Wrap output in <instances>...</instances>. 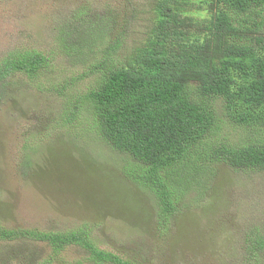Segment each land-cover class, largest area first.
Returning a JSON list of instances; mask_svg holds the SVG:
<instances>
[{"label":"rangeland","instance_id":"obj_1","mask_svg":"<svg viewBox=\"0 0 264 264\" xmlns=\"http://www.w3.org/2000/svg\"><path fill=\"white\" fill-rule=\"evenodd\" d=\"M151 6L152 0H0V59L25 48L46 53L50 65L38 82L57 89H40L23 75L0 87V225L66 232L87 224L100 249L141 264H244L247 234L264 226V172L224 163L202 168L162 223L155 192L128 175L142 163L79 120L63 125L70 97L97 78L80 76L117 36L124 37L117 58L141 43ZM72 32L66 47L62 39ZM234 127L227 132L232 139L240 134ZM87 257L75 245L53 256L47 243L0 240V264H91Z\"/></svg>","mask_w":264,"mask_h":264},{"label":"trees","instance_id":"obj_2","mask_svg":"<svg viewBox=\"0 0 264 264\" xmlns=\"http://www.w3.org/2000/svg\"><path fill=\"white\" fill-rule=\"evenodd\" d=\"M151 12L150 29L128 55H115L122 49L121 36L101 48L80 76L93 74L96 81L70 97L62 120L63 125L79 120L112 149L142 163L143 170L130 168L128 175L155 192L160 221L168 223L202 168L224 163L235 171L264 172V0H152ZM79 15L91 28L87 13ZM73 34L62 39L66 47ZM49 65L42 51H10L0 59V87L23 75L40 89L57 92L38 82ZM230 126L240 131L236 139L227 136ZM91 229L0 225V240L47 243L53 256L75 245L88 252L91 264H141L100 249ZM246 242L244 264H264V226L251 230Z\"/></svg>","mask_w":264,"mask_h":264}]
</instances>
